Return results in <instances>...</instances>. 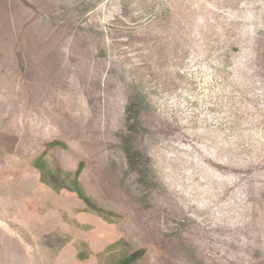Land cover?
I'll return each mask as SVG.
<instances>
[{
	"label": "rangeland",
	"instance_id": "374dc122",
	"mask_svg": "<svg viewBox=\"0 0 264 264\" xmlns=\"http://www.w3.org/2000/svg\"><path fill=\"white\" fill-rule=\"evenodd\" d=\"M0 264H264V0H0Z\"/></svg>",
	"mask_w": 264,
	"mask_h": 264
}]
</instances>
